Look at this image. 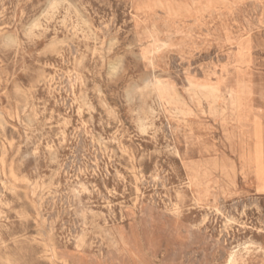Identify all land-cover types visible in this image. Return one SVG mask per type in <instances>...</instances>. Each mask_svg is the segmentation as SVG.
<instances>
[{
	"label": "rangeland",
	"instance_id": "1",
	"mask_svg": "<svg viewBox=\"0 0 264 264\" xmlns=\"http://www.w3.org/2000/svg\"><path fill=\"white\" fill-rule=\"evenodd\" d=\"M0 264H264V0H0Z\"/></svg>",
	"mask_w": 264,
	"mask_h": 264
},
{
	"label": "bare ground",
	"instance_id": "2",
	"mask_svg": "<svg viewBox=\"0 0 264 264\" xmlns=\"http://www.w3.org/2000/svg\"><path fill=\"white\" fill-rule=\"evenodd\" d=\"M197 63V62H196ZM59 77V76H58ZM241 82V81H240ZM243 85V84H242ZM245 85V84H244ZM244 88V87H243ZM207 89V88H206ZM243 91V90H242ZM247 92V91H246ZM72 93V92H71ZM242 94V93H241ZM251 94V93H250ZM74 96V95H73ZM240 96V95H239ZM240 98V97H239ZM241 98H243V97H241ZM62 101V100H61ZM241 101V100H240ZM239 101V102H240ZM240 106V105H239ZM171 127V126H170ZM75 149V148H74ZM27 158V157H26ZM74 159V158H73ZM93 159V158H92ZM68 166V165H67ZM31 187V186H30ZM88 190V189H87ZM56 192V191H55ZM51 211V210H50ZM65 230V229H64ZM50 231V230H49ZM45 241V240H44Z\"/></svg>",
	"mask_w": 264,
	"mask_h": 264
}]
</instances>
